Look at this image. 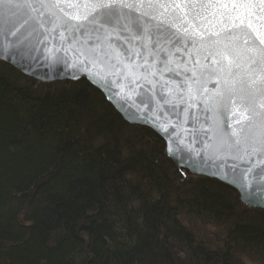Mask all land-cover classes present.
Listing matches in <instances>:
<instances>
[{
  "label": "trees",
  "instance_id": "trees-1",
  "mask_svg": "<svg viewBox=\"0 0 264 264\" xmlns=\"http://www.w3.org/2000/svg\"><path fill=\"white\" fill-rule=\"evenodd\" d=\"M0 264H264V209L179 172L85 79L0 61Z\"/></svg>",
  "mask_w": 264,
  "mask_h": 264
},
{
  "label": "water",
  "instance_id": "water-1",
  "mask_svg": "<svg viewBox=\"0 0 264 264\" xmlns=\"http://www.w3.org/2000/svg\"><path fill=\"white\" fill-rule=\"evenodd\" d=\"M146 26L152 28V24ZM29 31L24 25L17 36L8 38L15 42L23 34L22 42L15 45L20 52L15 60L0 61L39 82L85 79L125 122L145 126L157 134L164 143V154L179 172L219 180L236 191L243 205L264 209V204H253L245 198L251 187L241 188L230 182L261 157H249L243 143L229 148L220 134V126L228 131L231 120L215 109L219 77L214 72L218 65L213 64V57L205 58V53L191 44L176 51L165 41L157 42L151 34L135 29L131 38L125 34H120L125 37L121 39L116 34L80 32L65 34L63 41L58 32L29 35ZM258 124L259 120H254L253 132L258 131ZM247 152H251L250 147ZM176 156L186 157L193 167ZM259 170L254 168L252 175ZM241 183H245L242 176Z\"/></svg>",
  "mask_w": 264,
  "mask_h": 264
},
{
  "label": "snow or ice",
  "instance_id": "snow-or-ice-1",
  "mask_svg": "<svg viewBox=\"0 0 264 264\" xmlns=\"http://www.w3.org/2000/svg\"><path fill=\"white\" fill-rule=\"evenodd\" d=\"M0 6L2 60H15L19 54L15 45L22 42L23 34L15 42L8 38L17 36L24 25L29 26V35L58 32L61 41L65 34L80 32L131 38L135 29L151 34L157 42L165 41L176 51L191 44L203 51L205 58L213 57L219 77L215 109L231 120L228 131L220 126V134L229 148L243 143L249 157H261L230 182L251 187L245 198L264 204V195H256L264 193V167H260L264 165V0H0ZM10 47L12 51H8ZM256 119L258 131L253 132ZM175 158L193 167L186 157ZM257 167L260 170L252 175Z\"/></svg>",
  "mask_w": 264,
  "mask_h": 264
},
{
  "label": "rangeland",
  "instance_id": "rangeland-1",
  "mask_svg": "<svg viewBox=\"0 0 264 264\" xmlns=\"http://www.w3.org/2000/svg\"><path fill=\"white\" fill-rule=\"evenodd\" d=\"M54 82H60V81H54ZM50 83V82H49ZM210 231H213V230H210Z\"/></svg>",
  "mask_w": 264,
  "mask_h": 264
},
{
  "label": "bare ground",
  "instance_id": "bare-ground-1",
  "mask_svg": "<svg viewBox=\"0 0 264 264\" xmlns=\"http://www.w3.org/2000/svg\"><path fill=\"white\" fill-rule=\"evenodd\" d=\"M27 77V76H26ZM28 78H30V77H28ZM33 79V78H32ZM35 80V79H34Z\"/></svg>",
  "mask_w": 264,
  "mask_h": 264
}]
</instances>
